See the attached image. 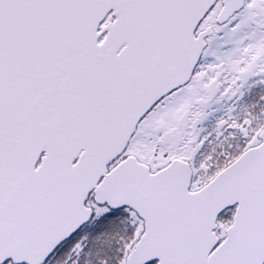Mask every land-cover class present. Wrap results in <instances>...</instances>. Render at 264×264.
Listing matches in <instances>:
<instances>
[{"label":"snow or ice","instance_id":"1","mask_svg":"<svg viewBox=\"0 0 264 264\" xmlns=\"http://www.w3.org/2000/svg\"><path fill=\"white\" fill-rule=\"evenodd\" d=\"M0 264H264V0H0Z\"/></svg>","mask_w":264,"mask_h":264}]
</instances>
